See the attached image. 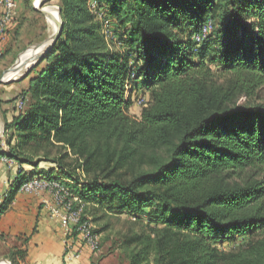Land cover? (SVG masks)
I'll list each match as a JSON object with an SVG mask.
<instances>
[{"label":"trees","instance_id":"16d2710c","mask_svg":"<svg viewBox=\"0 0 264 264\" xmlns=\"http://www.w3.org/2000/svg\"><path fill=\"white\" fill-rule=\"evenodd\" d=\"M60 1V39L23 91L27 109L10 124L11 153L1 156L23 164L25 147L57 140L85 158L88 179L71 188L83 203L138 220L152 211L150 232L124 242L129 264H264V177L257 179L264 175V104H231L239 93L252 98L264 89V0ZM93 2L118 23L123 53L98 33ZM208 16L224 39L212 57L207 39L199 54L195 40L180 39L185 22L200 27ZM219 75L230 77L224 92L214 86ZM128 83L131 94L151 95L139 119L130 114ZM91 139L114 150L98 162L87 151ZM142 148L152 150L151 168L122 173ZM19 177L0 217L23 184ZM244 236L243 250L217 247Z\"/></svg>","mask_w":264,"mask_h":264},{"label":"rangeland","instance_id":"374dc122","mask_svg":"<svg viewBox=\"0 0 264 264\" xmlns=\"http://www.w3.org/2000/svg\"><path fill=\"white\" fill-rule=\"evenodd\" d=\"M22 1L23 5L25 6L24 13H21V9L18 6L17 18H19L16 20L12 33L18 39L19 35L17 32L19 31V28L23 29V27L26 25L27 27L22 33L24 37L22 45L25 41L29 42V45L31 46L28 48V50H32L36 46L43 45L52 37L53 28L50 26L51 24L47 18V14L49 13L47 9L58 11V9H60L61 1L46 0L42 7H39L38 5V9L35 8V2L37 0ZM90 6L94 11L93 23L98 28V33L101 34L107 41L109 50L112 52L123 53L124 50L118 47L119 34L116 32L118 23H116V21L110 17L108 14V9L105 6L103 8H99L94 2L91 3ZM207 20L208 22L206 24H211V27H208L207 31L205 30L204 25L198 27L191 21L185 22L181 27L183 31L181 33L180 39L186 42H188V40H192L194 42L195 40L196 46L194 45L192 48V51L195 52V54H199V50L207 39L206 42L210 44V47H212V49H210L209 57H212L215 56L217 48H219L221 42L224 41V39H221L219 34L216 32L218 29L214 27V21L211 20L209 16L206 18V21ZM201 33H204V35H201ZM198 37H200V40H198ZM17 39L15 41L19 42V39ZM59 39L60 37L58 40ZM58 40H56L55 44L58 42ZM19 50L21 49L19 48ZM28 50L20 54V56H18V52H13L10 57L9 55L5 57L4 61L7 63H5L4 66L6 69L9 67L12 68L18 61L17 59H20L22 55ZM17 56L18 58H16ZM30 67L26 66V68L19 69L16 74V78H14L17 79V81L12 79V82L3 83L0 85V122L5 129V133L0 139V156L1 154L11 153L8 144L11 141L10 136L12 134H16V132L14 128H10V124H12L16 118H19L20 115L23 114L27 109L25 102L26 100L22 97V93L27 89L30 80L35 78L38 73L42 71V69L47 67V62L44 61V59L38 62L33 70L30 71L29 75L25 77L24 75ZM213 69L215 72L221 73L219 63L215 64ZM4 77L5 74H3L1 71L0 79L5 80ZM214 83L215 88H221L224 92L230 86V77L226 75H219L218 78L214 80ZM131 84L132 83H128L127 90V98L132 96L131 98L133 101L130 114L133 118L139 119L141 117L142 109L149 102H151L152 99L151 95L144 91L141 92L137 90L131 94ZM253 103L264 104V89L257 91L256 95H254L252 98H248L244 93H239L236 95L234 101L231 102L232 105L237 104L241 105L242 107H248ZM138 140H141V137H139ZM86 142L89 143L87 151L89 153L95 152L94 154L98 162L104 160L107 155V149L111 151L114 150V147L111 146V142H107L109 145L107 143H98L93 139ZM14 144H19V140L17 138H14L13 140V145ZM132 147L139 148L140 146L138 143H135ZM124 148L125 146L122 144L118 153L124 154L127 152V150L121 151ZM19 154H21L19 155L20 160H24L25 162L23 164L17 165V177L19 172V175L22 174V177H19V179L23 180V184H20L21 186L19 187V192L27 193L38 190H47V192H49L55 198L57 197V199L62 202L66 212L68 206H70L72 209L74 207L75 209L73 210L77 211L81 216V222L89 223L92 228V232H94V234L97 236L99 249L96 253L101 255L103 260H106L104 264H129L127 255L123 250L124 242L130 239L132 235L150 232V218H153L151 216L152 211L147 210L146 215L142 216L141 220H138L129 213L111 214L104 210H98L92 205L83 203L71 188L72 186L83 183L88 179L83 168L85 158H83L82 155L80 156L81 152L74 151L69 146L59 143L57 140L53 139L51 143H45L40 147L27 146L24 150L20 151ZM151 155V149H139L138 155L135 157V159H127L123 163V168L120 171L126 174L141 170H149L151 168L149 161ZM57 161L61 164L65 171L59 169V164ZM263 177L264 175H259L257 179H262ZM16 180L17 178L14 179L13 184H15ZM76 181L79 182L74 183ZM236 182H238L239 185L242 184L238 179H232L229 181L230 184H234ZM249 243L250 239L247 236H244L231 242L221 243L217 247L220 251L237 252L247 248Z\"/></svg>","mask_w":264,"mask_h":264},{"label":"crops","instance_id":"0c3cea01","mask_svg":"<svg viewBox=\"0 0 264 264\" xmlns=\"http://www.w3.org/2000/svg\"><path fill=\"white\" fill-rule=\"evenodd\" d=\"M18 2L21 13H24L23 1ZM26 27L17 32L19 42L10 32L0 44V72L3 74L11 68L6 69L4 58L13 52L20 56L31 46L26 41L22 45V33ZM17 170L14 160L0 156V207L14 185ZM66 214L62 202L47 190L18 191L8 210L0 217V261L14 258L16 264H104L106 260L83 242L78 240L72 248L67 245Z\"/></svg>","mask_w":264,"mask_h":264},{"label":"built area","instance_id":"2783aa9c","mask_svg":"<svg viewBox=\"0 0 264 264\" xmlns=\"http://www.w3.org/2000/svg\"><path fill=\"white\" fill-rule=\"evenodd\" d=\"M18 6V0H0V44L6 39L11 30L15 27ZM37 6L38 5L36 1L35 8H37ZM204 27L207 31L208 27H211V24H205ZM201 35H204V33H201ZM198 40H200V37H198ZM65 222L68 223L66 231V243L69 247L72 248L73 245L79 240L78 242H83L93 252H97L99 249L98 238L94 232H92L90 224L86 222L82 223L80 214L77 211H74L70 206L67 207Z\"/></svg>","mask_w":264,"mask_h":264},{"label":"bare ground","instance_id":"6f19581e","mask_svg":"<svg viewBox=\"0 0 264 264\" xmlns=\"http://www.w3.org/2000/svg\"><path fill=\"white\" fill-rule=\"evenodd\" d=\"M42 0H37V5L40 4ZM38 7V6H37ZM47 11L49 12L47 14V18H48V21L49 23L51 24L50 26H52L53 28V34H52V37L50 38L51 40L54 38V35L55 33L57 32V30L59 29V17H58V13H57V10H53V9H47ZM51 28V29H52ZM54 42V41H52ZM52 44V43H51ZM38 49H30L28 50L26 53H24L18 63V67L16 69L15 72H9L5 75V80L8 81V80H12L14 78H16V74L17 72L19 71L20 68H26V66H33L37 60H36V54H39V50L37 51ZM22 66V67H21ZM21 71V70H20ZM2 124L0 122V137H1V134H2ZM4 264V263H3Z\"/></svg>","mask_w":264,"mask_h":264},{"label":"water","instance_id":"95a60500","mask_svg":"<svg viewBox=\"0 0 264 264\" xmlns=\"http://www.w3.org/2000/svg\"><path fill=\"white\" fill-rule=\"evenodd\" d=\"M45 1H46V0H42V1L40 2V4H39V7H42V6L44 5ZM37 9H38V8H37ZM42 11H43V10H42ZM57 13H58V17H59V29H58L57 32L55 33L54 38H53L52 40H51V39L48 40L47 42H45V43H44L43 45H41V46H36V47H34L35 50L38 49V50L40 51L39 54H36V56H37V57H36V60H37L36 64H37L38 62H40L41 60H43V59H44V56H45L48 52H50V51L53 49L56 40H58V38L61 36L62 29H63V22H62V20H61V15H60L61 10L58 9ZM52 41H54V42H52ZM51 43H52V44H51ZM38 50H37V51H38ZM20 59H21V58H20ZM20 59H18V61L16 62V64H15L10 70H8V71L5 73V75H6L7 73H9V72H15V71H16ZM36 64H34L33 66H31V67L29 68V70L26 71V73H25V75H24L25 77L29 75L30 71L33 70V68L35 67ZM14 81H17V79H14ZM9 82H12V80H8V81L5 82L4 79H0V85L3 84V83H9ZM4 133H5V129L2 127V134H1L0 139L3 137ZM3 263H4V264H13V263H12L11 261H9V260H2V261H0V264H3Z\"/></svg>","mask_w":264,"mask_h":264}]
</instances>
